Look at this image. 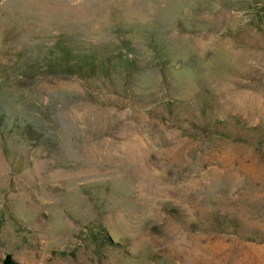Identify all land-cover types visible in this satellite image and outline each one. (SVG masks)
<instances>
[{
	"label": "rangeland",
	"instance_id": "rangeland-1",
	"mask_svg": "<svg viewBox=\"0 0 264 264\" xmlns=\"http://www.w3.org/2000/svg\"><path fill=\"white\" fill-rule=\"evenodd\" d=\"M7 257L264 264V0H0Z\"/></svg>",
	"mask_w": 264,
	"mask_h": 264
},
{
	"label": "trees",
	"instance_id": "trees-1",
	"mask_svg": "<svg viewBox=\"0 0 264 264\" xmlns=\"http://www.w3.org/2000/svg\"><path fill=\"white\" fill-rule=\"evenodd\" d=\"M68 56H62L61 59H59V64H51L49 71L46 73L49 75V73H53L54 75L62 74H68V75H76L79 78L83 79L84 82L87 83L91 87V63L89 62V58L87 56H84L83 58H79L78 62L74 65H70L68 63V60L66 59ZM81 61H83L81 63ZM5 264H13V261L11 257H7L5 260Z\"/></svg>",
	"mask_w": 264,
	"mask_h": 264
}]
</instances>
